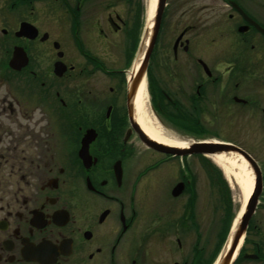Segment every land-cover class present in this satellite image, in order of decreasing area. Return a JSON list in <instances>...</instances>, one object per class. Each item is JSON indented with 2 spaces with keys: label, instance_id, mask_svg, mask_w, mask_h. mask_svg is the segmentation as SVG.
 I'll return each mask as SVG.
<instances>
[{
  "label": "flooded vegetation",
  "instance_id": "1",
  "mask_svg": "<svg viewBox=\"0 0 264 264\" xmlns=\"http://www.w3.org/2000/svg\"><path fill=\"white\" fill-rule=\"evenodd\" d=\"M100 1L0 0V264H186V156L146 146L127 102L139 6L123 43ZM162 21L181 77L161 117L263 140L264 0H166ZM22 23L36 36L17 35ZM252 248L244 259L264 264Z\"/></svg>",
  "mask_w": 264,
  "mask_h": 264
},
{
  "label": "rangeland",
  "instance_id": "2",
  "mask_svg": "<svg viewBox=\"0 0 264 264\" xmlns=\"http://www.w3.org/2000/svg\"><path fill=\"white\" fill-rule=\"evenodd\" d=\"M99 1V0H98ZM153 0H101L100 3L108 5L106 9L108 13L112 16L113 20L120 25L119 34L123 37V43L126 41L124 28H128L132 24V16L134 9L137 7L139 11L141 9L140 21H139V42L136 44L135 54L132 56V63L135 62L138 51L141 47L142 41L146 36V30L149 24V9L151 7ZM155 3V2H154ZM140 13V12H139ZM96 14V13H95ZM94 14V15H95ZM115 15H118L120 20L127 21V26L123 23H119ZM99 16V15H98ZM136 24V23H135ZM137 27V26H136ZM135 27V28H136ZM87 31V29H86ZM90 33V31H89ZM173 30L167 25L165 21H162L160 27V33L156 44L154 46L151 58L148 63V71L146 76V88L149 98V106L151 107L152 113L154 114L158 124L165 129H170L174 131L179 140L183 141H197L201 139L205 140H223L231 141L234 144L240 146L246 152H248L253 158H255L259 163L264 159V139L259 140L256 137L247 138L244 136L242 127H237L238 135L233 134L227 125L214 126L206 123L189 122L188 124L181 123H170L164 117H161L158 105L164 104L165 100L162 93L170 90L172 87V76L171 73L178 75L180 78L181 74L178 72L176 67L171 66V47L174 41ZM90 37V35H88ZM89 41L93 40L88 38ZM94 47L96 45L92 44ZM97 48V47H96ZM99 52H104L97 48ZM130 63V62H129ZM176 69V70H175ZM180 82V80H179ZM174 83V82H173ZM164 111L167 108H162ZM158 113V114H157ZM163 115V114H162ZM246 132V131H245ZM217 138H216V137ZM260 146V150L257 147ZM208 162L214 164L212 159L208 156L201 157L200 155H189L186 156L187 165V180L189 181L187 191L182 197V201L186 202V215H187V231L184 238L186 247V264H194L199 259L202 264H209L211 262L212 256L214 255L215 249L218 248L219 240L222 239L224 242L223 235V222L222 209L220 207V196L223 191L220 188L217 191L215 187V179L217 180V174L210 167L207 168ZM174 166V165H173ZM171 167V179L173 182L178 174L176 169L178 166ZM222 176L226 180L229 187V196L233 204V211L239 215L244 204L246 203L248 197L246 198V188L240 177L233 171H222ZM212 179L209 177V175ZM222 191V193H221ZM179 203V201H177ZM175 201L171 202V206L174 207ZM235 217V218H236ZM251 224L255 225L250 232H248L245 238V243L241 249V254L250 253L254 245L262 244L264 245V205L260 202L257 205L256 211L251 218ZM223 236V237H222ZM221 242L219 250L220 255L224 251V245ZM223 246V247H222ZM222 247V248H221ZM202 250V255L200 258L196 253V250ZM217 255V257H218ZM216 258V257H215ZM177 259V258H176ZM173 259V260H176ZM234 264H257L251 262V260L238 259Z\"/></svg>",
  "mask_w": 264,
  "mask_h": 264
},
{
  "label": "water",
  "instance_id": "3",
  "mask_svg": "<svg viewBox=\"0 0 264 264\" xmlns=\"http://www.w3.org/2000/svg\"><path fill=\"white\" fill-rule=\"evenodd\" d=\"M165 2L166 0H155L154 10L151 17L149 18V24L146 30V36L144 38V40L146 39V44L144 47V52L142 54L141 61L139 65L132 70L129 78L128 89H127L128 90L127 102L129 106L132 104V101L134 100L135 93L137 91L140 82L145 77L148 60L159 33L163 11L165 8ZM22 34L23 35L25 34L28 37L32 38L36 36V31L32 26L26 23H22L20 27V31L17 33V35H22ZM180 38L181 37L179 36L176 39V41H178ZM18 50L14 51L13 56L9 62V65L15 69H20L27 63V58L24 52L21 49ZM135 125L137 127V131L141 141L150 148L157 149L159 151L180 157L189 156V155L210 156L215 154H232V155L240 156L247 163V166L249 167V169L253 174L252 190L241 212L239 213V215H237V217L234 219L232 223V226L230 228V231L228 233L224 245V251L218 256V258L214 262V264H233L242 247L249 221L258 203V196L261 189V174L255 160L240 147L232 143L224 142L220 140L191 141L185 147H175V146L165 145L153 140L147 134H145V132L140 128V126L136 121H135ZM182 189H183V184L178 183L173 189V193H172L173 196L178 195L182 191ZM226 246L227 248L225 249ZM245 257H250V256L246 255Z\"/></svg>",
  "mask_w": 264,
  "mask_h": 264
},
{
  "label": "bare ground",
  "instance_id": "4",
  "mask_svg": "<svg viewBox=\"0 0 264 264\" xmlns=\"http://www.w3.org/2000/svg\"><path fill=\"white\" fill-rule=\"evenodd\" d=\"M154 2L155 0H153L149 9L148 18H150L153 13L155 4ZM145 44L146 39L143 41L142 46L138 51L133 69H135L141 61ZM134 115L140 128L153 140L165 145L175 147H185L190 143L188 141L179 140L175 132H171L170 130L165 129V127H162L158 124L154 114L152 113L151 107L149 106V98L147 94L145 77L140 82L135 93ZM209 157L212 159L215 165L222 171H233L240 177V179L245 185L247 198L253 186V174L247 166V163L240 156L232 154H215L210 155ZM226 248L227 246L225 247V249Z\"/></svg>",
  "mask_w": 264,
  "mask_h": 264
},
{
  "label": "trees",
  "instance_id": "5",
  "mask_svg": "<svg viewBox=\"0 0 264 264\" xmlns=\"http://www.w3.org/2000/svg\"><path fill=\"white\" fill-rule=\"evenodd\" d=\"M139 10V9H138ZM141 14V9H140V13ZM202 157V156H201ZM208 166L207 168H211L213 171L216 172L217 174V180L215 179V187L217 188V191L221 188L222 191V195L220 196V207L222 209V218L221 220L224 221L222 224H223V235H224V242L225 240L227 239V236H228V233L230 231V228L232 226V223L236 217V214H235V208H233V204L231 202V199H230V196H229V187L227 185V182L226 180L223 178L222 176V172L220 170V168H218L215 164H212L210 162H208ZM209 177L212 179V177L210 176V174H208ZM234 209V211H233ZM223 237V236H222ZM222 239L219 240V244H218V248L215 249V252H214V255L212 256V259H211V262L209 264H212L214 262V260L216 259L215 257H217L218 253L220 252L219 249L220 248V244H221ZM223 242V244H224ZM223 247V246H222ZM221 247V248H222ZM219 249V250H218ZM196 253L197 255L199 256L198 258H200V256L202 255V250L199 249V250H196ZM238 259H244V257L242 256V254H240L238 256V258L236 259V261H238ZM235 261V262H236ZM194 264H202V261L199 262V259L197 260V262H194Z\"/></svg>",
  "mask_w": 264,
  "mask_h": 264
}]
</instances>
